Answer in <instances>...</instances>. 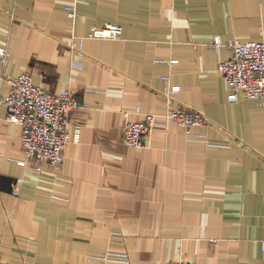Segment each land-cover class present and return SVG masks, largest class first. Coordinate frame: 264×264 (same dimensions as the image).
Returning <instances> with one entry per match:
<instances>
[{
  "label": "crops",
  "instance_id": "0c3cea01",
  "mask_svg": "<svg viewBox=\"0 0 264 264\" xmlns=\"http://www.w3.org/2000/svg\"><path fill=\"white\" fill-rule=\"evenodd\" d=\"M105 23L120 37L80 46ZM217 36L264 41V0H0V75L87 104L71 111L80 133L63 163L41 169L0 108V175L21 179L18 194L0 184V264H264V98H229ZM137 107L209 122L169 120L136 148L122 135Z\"/></svg>",
  "mask_w": 264,
  "mask_h": 264
},
{
  "label": "built area",
  "instance_id": "2783aa9c",
  "mask_svg": "<svg viewBox=\"0 0 264 264\" xmlns=\"http://www.w3.org/2000/svg\"><path fill=\"white\" fill-rule=\"evenodd\" d=\"M65 9L71 18L76 17V5H67ZM121 34L122 27L118 24L93 25L86 36L79 38V42L81 46L87 37L117 38ZM223 44L229 47L231 52L226 59L218 62L217 71L232 89L229 98L236 99L239 94L248 99L264 98V41L237 42L232 39L222 41L218 36L212 40L215 49ZM5 56L6 47L0 46L2 61H5ZM175 62V59L169 61L170 64ZM2 81L8 84V91L0 95V108L5 111V119L21 127V144L25 157L34 160L37 169H41L44 163L61 165L64 161L63 147L72 138L78 140L80 133L79 125H75L73 131L70 129L71 111L78 107H86L87 104L76 98L69 89L52 92L36 86L27 73L0 75V84ZM178 90L179 86L173 85L165 93ZM135 112L140 118L134 121L126 120L122 137L127 145L136 148L146 146L147 135L157 125L169 120L186 129L196 125L204 127L209 122L201 111L191 107H181L162 114L145 112L137 107ZM25 162L26 160L18 161L23 165ZM20 180L14 181L12 187L14 194L19 193L17 183ZM167 264L197 263L172 259Z\"/></svg>",
  "mask_w": 264,
  "mask_h": 264
},
{
  "label": "water",
  "instance_id": "95a60500",
  "mask_svg": "<svg viewBox=\"0 0 264 264\" xmlns=\"http://www.w3.org/2000/svg\"><path fill=\"white\" fill-rule=\"evenodd\" d=\"M3 175H0V184H4V186H2L1 188L4 190H11L12 191V185H11V179H10V186L8 185V182H3L2 177Z\"/></svg>",
  "mask_w": 264,
  "mask_h": 264
}]
</instances>
